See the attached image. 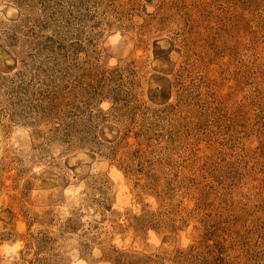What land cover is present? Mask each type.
Wrapping results in <instances>:
<instances>
[{
  "label": "rangeland",
  "instance_id": "374dc122",
  "mask_svg": "<svg viewBox=\"0 0 264 264\" xmlns=\"http://www.w3.org/2000/svg\"><path fill=\"white\" fill-rule=\"evenodd\" d=\"M0 264H264V0H0Z\"/></svg>",
  "mask_w": 264,
  "mask_h": 264
}]
</instances>
